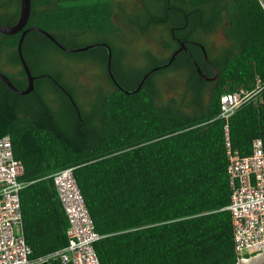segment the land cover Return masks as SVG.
Listing matches in <instances>:
<instances>
[{"label":"trees","instance_id":"trees-1","mask_svg":"<svg viewBox=\"0 0 264 264\" xmlns=\"http://www.w3.org/2000/svg\"><path fill=\"white\" fill-rule=\"evenodd\" d=\"M28 26L53 34L68 46L94 33L113 52V69L131 90L154 66L141 89L127 93L112 79L104 45L83 50L99 61L111 88L98 85L85 108L79 90L56 71L36 66L50 50L62 49L37 30L27 32L23 51L35 75V89L18 93L0 79V136L9 133L14 153L25 165L21 191L24 234L32 256L67 244L69 218L59 200L53 172L73 167L74 175L102 236L95 241L101 264H235V248L225 120L220 97L264 80V10L258 0H144L143 11L128 16L140 33L162 26L169 55L146 51L144 66L125 61L116 37L117 0H31ZM21 0H0V23L12 24ZM223 27L228 45L213 55L206 36ZM168 33L165 36V33ZM22 31H0V60L18 69L5 72L19 88L28 78L19 57ZM206 49L210 62L207 61ZM197 63L192 59L190 53ZM212 54V56H210ZM215 66L216 70L213 66ZM198 67L208 76L201 77ZM175 68L186 73L182 98L163 99L157 75ZM57 77L71 99L50 79ZM49 93L55 96L52 102ZM234 147L246 155L252 141H264L263 100L250 102L229 119Z\"/></svg>","mask_w":264,"mask_h":264},{"label":"built area","instance_id":"built-area-1","mask_svg":"<svg viewBox=\"0 0 264 264\" xmlns=\"http://www.w3.org/2000/svg\"><path fill=\"white\" fill-rule=\"evenodd\" d=\"M264 10V0H258ZM264 80L257 77L250 87L226 91L220 97V113L225 120L235 248L238 260L264 253V141L256 137L252 152L242 154L234 147L229 127L230 117L244 105L263 100ZM24 162L14 153L9 133L0 136V264H101L95 241L102 235L95 228L73 167L52 173L57 194L69 218L67 244L32 256L27 243L21 205L25 181ZM239 261V262H240Z\"/></svg>","mask_w":264,"mask_h":264},{"label":"rangeland","instance_id":"rangeland-1","mask_svg":"<svg viewBox=\"0 0 264 264\" xmlns=\"http://www.w3.org/2000/svg\"><path fill=\"white\" fill-rule=\"evenodd\" d=\"M122 6L116 8L114 14L115 21L123 28L116 37L115 42L119 48L127 50L125 61L131 64L144 66L147 64L146 51H151L159 57L169 55V50L162 46L160 35L164 32L162 26H154L147 33L142 34L128 21L129 15H134L143 11L144 0H117ZM167 32L165 36H167ZM211 53L215 56L228 45V40L224 34L223 27L206 36ZM77 46L92 44L97 42L94 33H85L76 38ZM212 54L210 56H212ZM37 70L46 72L56 71L61 73L62 79L69 85H73L79 91V99L85 108H89V101L95 98L98 85L111 88L108 76L102 64L92 57L87 56L83 50L74 54H62L55 50L47 51L38 62ZM19 66H12L4 59L0 60L1 70H16ZM185 70L175 68L164 71L157 75V81L162 92L163 99L170 96L182 98L186 93ZM52 102L55 104V96L49 93Z\"/></svg>","mask_w":264,"mask_h":264},{"label":"water","instance_id":"water-1","mask_svg":"<svg viewBox=\"0 0 264 264\" xmlns=\"http://www.w3.org/2000/svg\"><path fill=\"white\" fill-rule=\"evenodd\" d=\"M31 6H32L31 0H21V8H20V13H19L18 19L12 24L0 23V31H2L4 33H15L18 31H22L19 42H18V52H19V57L23 63V66L25 68V72H26V75L28 78L27 86L25 88H19L18 86H16L12 82V80L9 78V76L5 72L0 70V79L4 80L13 90H15L18 93L25 94V93H29L35 89V75L32 73L30 65H29V63L25 57L24 51H23L24 39H25L27 32L30 30H37V31L44 33L45 35L50 37L53 41H55L58 44V46H60L62 49L67 50V51H82V50H88V49L94 48V47L99 46V45L106 46L107 50H108L107 67H108L109 74L112 77V79L114 80V82L127 93L135 92V91L141 89V87L143 86V84L146 81V79L148 78V76L152 72L156 71L157 69H159L161 67L168 66L175 59V57L177 56V54L180 50L185 49L186 51H188L186 45L184 43H182L181 47H179L178 49H176L174 51V53L172 54V56L169 60L151 68L143 76L141 82L137 85V87L129 90L122 85V83L118 80V78L115 74V71L113 69V52H112L111 46L107 42H96V43L82 45V46H68V45H65L62 42H60L53 34H51L50 32L46 31L45 29H43L41 27H37V26L26 27L28 20H29L30 13H31ZM203 50H204L205 57H206L207 61L210 62V58L208 56L206 49L203 48ZM188 53H190L192 59L195 61V63H197L196 60L193 58L191 52H188ZM213 67L216 70L215 66H213ZM198 71H199L201 77H203L205 79L212 78V77L204 74L199 67H198ZM239 261L240 260H238L235 264H238ZM255 264H264V259L255 263Z\"/></svg>","mask_w":264,"mask_h":264},{"label":"flooded vegetation","instance_id":"flooded-vegetation-1","mask_svg":"<svg viewBox=\"0 0 264 264\" xmlns=\"http://www.w3.org/2000/svg\"><path fill=\"white\" fill-rule=\"evenodd\" d=\"M213 66V65H212ZM48 75V74H47ZM210 77H212V78H210V79H208L209 81H214L215 80V78H216V75L215 76H210ZM50 79L53 81V83L55 84V85H57L60 89H62V91H64V92H66L67 93V95L71 98V99H73V97H72V95L70 94V92L63 86V84L59 81V79L57 78V77H54V76H51L50 75Z\"/></svg>","mask_w":264,"mask_h":264},{"label":"bare ground","instance_id":"bare-ground-1","mask_svg":"<svg viewBox=\"0 0 264 264\" xmlns=\"http://www.w3.org/2000/svg\"><path fill=\"white\" fill-rule=\"evenodd\" d=\"M264 259V253L253 257L251 259L241 260L238 264H255Z\"/></svg>","mask_w":264,"mask_h":264}]
</instances>
